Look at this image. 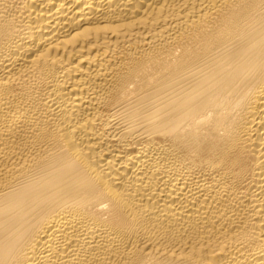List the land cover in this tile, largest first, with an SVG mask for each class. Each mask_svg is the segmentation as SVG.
<instances>
[{
    "label": "bare ground",
    "instance_id": "6f19581e",
    "mask_svg": "<svg viewBox=\"0 0 264 264\" xmlns=\"http://www.w3.org/2000/svg\"><path fill=\"white\" fill-rule=\"evenodd\" d=\"M0 264H264V0H0Z\"/></svg>",
    "mask_w": 264,
    "mask_h": 264
}]
</instances>
